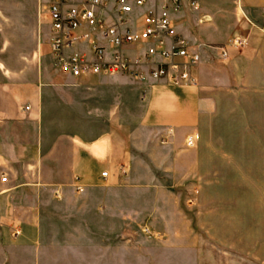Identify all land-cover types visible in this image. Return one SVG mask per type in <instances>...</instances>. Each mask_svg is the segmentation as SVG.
I'll use <instances>...</instances> for the list:
<instances>
[{"label":"crops","instance_id":"0c3cea01","mask_svg":"<svg viewBox=\"0 0 264 264\" xmlns=\"http://www.w3.org/2000/svg\"><path fill=\"white\" fill-rule=\"evenodd\" d=\"M167 1L146 0L145 7L161 8ZM196 2L197 8L190 0L169 6L173 25L200 58L192 71L195 84L149 81L139 123L151 135L153 153H168L171 181L182 185L184 198L196 187L199 205L216 199L209 225L202 213L196 216L197 226L227 248L216 264H264V208H256L264 196L237 187L264 184V0ZM46 73L0 70V174L7 178L0 181V264L4 235L35 257L54 250L58 245L43 243L40 232L48 215L68 213L70 198L73 209H81L77 202L104 187L99 209L112 219L123 214L122 192L137 191L129 185L138 180L118 171L130 154L113 144L111 132L94 136L79 130L76 120L70 133L49 132ZM194 133L199 139L187 147ZM184 216V232L191 234L192 216ZM16 229L20 233L12 236Z\"/></svg>","mask_w":264,"mask_h":264},{"label":"rangeland","instance_id":"374dc122","mask_svg":"<svg viewBox=\"0 0 264 264\" xmlns=\"http://www.w3.org/2000/svg\"><path fill=\"white\" fill-rule=\"evenodd\" d=\"M47 1L0 0V70H47L49 132L70 133L73 120L79 130H91L94 136L111 132L113 144L130 154L118 171L124 168L121 175L138 180L129 185L137 191L122 192L123 214H113L112 219L99 209L104 187L77 202L81 209H73L76 203L70 198L64 207L68 213L48 215L49 223L40 232L43 243L58 245L54 250L45 248L42 257H35L33 250L19 249L4 235L2 264H216L227 248L201 230L196 217L202 213L209 225L216 199L199 205L196 187L184 198L182 185L174 187L171 181L168 153H153L151 135L139 123L149 81L126 75L74 78L59 70L47 42ZM237 187L264 196L263 183ZM256 202L257 209L264 208V198ZM185 212L192 216L191 234L184 232ZM17 235L13 231L12 236ZM28 253L34 258L30 262Z\"/></svg>","mask_w":264,"mask_h":264},{"label":"built area","instance_id":"2783aa9c","mask_svg":"<svg viewBox=\"0 0 264 264\" xmlns=\"http://www.w3.org/2000/svg\"><path fill=\"white\" fill-rule=\"evenodd\" d=\"M145 4L146 0H48L52 61L74 78L126 75L175 87L194 85L192 71L200 58L189 50L169 13V6L179 7L180 0H168L161 8ZM190 5L197 8L196 0ZM234 43L243 45L240 39ZM198 139V134L188 135L186 146L194 147ZM100 177L106 180L107 171ZM6 180L1 173L0 181ZM78 182L75 178V190L80 192Z\"/></svg>","mask_w":264,"mask_h":264}]
</instances>
